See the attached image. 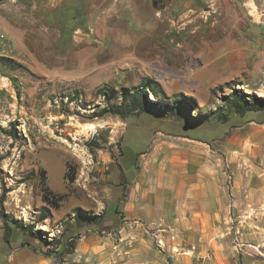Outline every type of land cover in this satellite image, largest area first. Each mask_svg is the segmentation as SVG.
<instances>
[{
  "label": "rangeland",
  "instance_id": "rangeland-1",
  "mask_svg": "<svg viewBox=\"0 0 264 264\" xmlns=\"http://www.w3.org/2000/svg\"><path fill=\"white\" fill-rule=\"evenodd\" d=\"M1 1L9 4L5 22L13 30H0V264H140L129 245L115 247L122 237L125 191L111 171H122L132 146L131 153L140 154L133 168L139 169L157 133L178 128L183 136L207 142L213 166L222 171H264V101L244 116L224 101L234 87L264 100V0H196L191 9L166 14L157 26L160 36L162 30H175L177 42L167 45L156 33L138 34L145 64L115 48L139 29L140 16L128 13L127 23L119 25L113 22L117 17L105 15L110 21L104 29L99 24L95 34L94 19L83 23L84 9L76 0ZM160 2L165 7L169 0ZM17 3L15 23L10 15ZM127 53L131 56L133 49ZM156 58L162 61L158 69L148 62ZM211 58L228 63L209 64ZM141 82L163 96L155 97ZM101 88L110 91V104L98 94ZM122 88L128 89L127 100ZM137 89L161 106L182 95L192 97L199 107L192 111L195 120H158L149 105L143 113L129 110ZM114 105L122 106L126 117L105 112ZM211 114L214 118L207 120ZM11 125L16 138L4 132ZM139 132H147L149 142L129 145L127 137ZM41 171L47 173L46 185L65 195L46 219ZM66 171H74L73 183ZM259 232L260 245L246 247L244 255L264 264V216ZM231 242L239 246L242 241L233 237ZM242 257L229 262L244 264Z\"/></svg>",
  "mask_w": 264,
  "mask_h": 264
},
{
  "label": "crops",
  "instance_id": "crops-1",
  "mask_svg": "<svg viewBox=\"0 0 264 264\" xmlns=\"http://www.w3.org/2000/svg\"><path fill=\"white\" fill-rule=\"evenodd\" d=\"M83 1L76 0L75 5L84 9V24L94 19L91 24L96 25L95 34H100L99 24L104 29L110 21L105 15L117 17L113 22L119 25L127 23L123 20L128 13L140 16L135 21L139 29H134L130 38L123 40L125 46L120 47L119 43L115 48L133 49L131 57L128 50H124L123 56L145 64L144 53L138 51L140 38L137 35L145 38L156 33L167 45L177 42L175 30H162L165 33L162 37L157 26L167 19L166 14L172 16L180 9H191L196 0H169L165 7L160 6V0H142L145 6L138 0H88L91 9ZM8 7L9 4L0 2L2 32L11 29L5 22L9 17L5 10ZM19 14V3L12 4L10 16L15 23ZM101 16L103 18H99ZM168 21L173 22L170 17ZM209 61L215 65L228 63L224 59L211 58ZM148 62L155 69L162 64L157 58ZM158 95L163 96L161 92ZM146 136L147 132H139L127 137L126 142L141 146L148 141ZM152 141V151L139 169L133 168L140 154H132L136 148L132 146L123 161L122 171H111L117 187L125 191L121 204L124 214L120 225L121 243H116L115 247L129 245L128 252L135 255L140 264H202L207 260L212 264H231L230 260L241 255L244 264L250 261L245 259L244 254L249 253L246 247L259 246L261 241L264 171H222L213 166L212 149L207 142L183 136L178 128L157 133ZM147 228L159 233L164 241L163 249H158ZM233 237L242 241L239 246L231 245ZM261 243L264 244V240ZM90 248V244L83 247L87 252ZM247 264L258 263L251 260Z\"/></svg>",
  "mask_w": 264,
  "mask_h": 264
},
{
  "label": "trees",
  "instance_id": "trees-1",
  "mask_svg": "<svg viewBox=\"0 0 264 264\" xmlns=\"http://www.w3.org/2000/svg\"><path fill=\"white\" fill-rule=\"evenodd\" d=\"M69 6V5H68ZM10 62V61H7ZM12 63V62H11ZM141 85L143 87H149L150 90H152L155 97H160L158 93L154 92V86H151L149 83L141 82ZM239 85V84H237ZM232 93L225 95L224 101L227 107L229 106L232 110H234L237 114L244 116L247 111H255L261 109L262 105H260L257 101H264L262 99H259L255 95L246 94L243 91H240L236 89V87L232 88ZM122 97L123 99H128V89L122 88L121 89ZM98 94L103 96L107 100V103L110 104L111 100V94L110 91L107 89H99ZM134 97L133 98V107L129 108V110L133 109L135 112L141 111L142 113L146 111L147 105L150 106L152 111L155 113V117L158 118V120H164L167 118H170L171 120L177 122L178 124L181 123H190L192 124L195 120V117L192 116V111L199 110V107L195 104V100L192 97H187L182 95V98H178L173 100L171 104H167L164 106H161L160 104L150 101L148 99V95L145 90L137 89L136 92H133ZM160 102V100H158ZM121 105L123 103H120ZM124 106V105H123ZM110 108L113 109H105V112H111L113 114L120 115L122 118L126 117V112L122 106L117 107V105H114ZM213 116V117H212ZM214 118V114H211L207 120H210ZM9 136H12L13 138H16V128L11 125L10 131H4ZM46 171H41L42 176V182H43V192H44V202L46 205H44L41 208V213L44 219H46L48 216H50V211L52 209L58 210L62 204V201L65 198V195H59L54 193L48 185H46L47 175ZM65 178L68 180L69 183H73L76 179L74 171H66L65 172ZM77 211H80L79 208L76 209ZM4 214V212L2 213ZM6 234L5 239L7 242H10V232L11 228L8 224H6ZM31 227H23V229H30Z\"/></svg>",
  "mask_w": 264,
  "mask_h": 264
},
{
  "label": "built area",
  "instance_id": "built-area-1",
  "mask_svg": "<svg viewBox=\"0 0 264 264\" xmlns=\"http://www.w3.org/2000/svg\"><path fill=\"white\" fill-rule=\"evenodd\" d=\"M146 231L152 236V238L155 240V242H156V244H157V246L159 247V248H164V241H163V239L160 237V235H159V233L158 232H155V231H153V230H151V229H146Z\"/></svg>",
  "mask_w": 264,
  "mask_h": 264
},
{
  "label": "bare ground",
  "instance_id": "bare-ground-1",
  "mask_svg": "<svg viewBox=\"0 0 264 264\" xmlns=\"http://www.w3.org/2000/svg\"><path fill=\"white\" fill-rule=\"evenodd\" d=\"M78 22V21H77ZM129 49V48H128ZM128 49H125V50H128ZM125 56V55H124ZM131 57V56H130ZM91 128H94V126L93 125H91Z\"/></svg>",
  "mask_w": 264,
  "mask_h": 264
}]
</instances>
